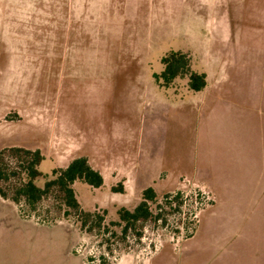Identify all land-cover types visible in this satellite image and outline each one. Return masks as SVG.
<instances>
[{"label": "rangeland", "instance_id": "1", "mask_svg": "<svg viewBox=\"0 0 264 264\" xmlns=\"http://www.w3.org/2000/svg\"><path fill=\"white\" fill-rule=\"evenodd\" d=\"M223 4L0 0V158L8 175L0 264H264V197L254 190L261 181L251 191L232 178L231 197L219 204L192 179L203 167L202 91L186 77L167 87L155 78L170 52L205 73ZM17 149L40 151L39 187L78 157L103 185L75 181L76 210L55 188L32 210L15 204L10 197L24 181ZM219 170L216 162L205 174L217 182ZM147 188L152 217L124 232L118 210L132 211Z\"/></svg>", "mask_w": 264, "mask_h": 264}, {"label": "crops", "instance_id": "2", "mask_svg": "<svg viewBox=\"0 0 264 264\" xmlns=\"http://www.w3.org/2000/svg\"><path fill=\"white\" fill-rule=\"evenodd\" d=\"M229 1L224 0L225 12L218 9L217 45H210L206 58L205 87L201 90V122L205 126H200L202 144L198 153L203 167L192 175L219 204L221 199L231 197L232 183L228 182L232 178L241 181L240 189L249 190L260 180L254 190L256 197H264V0ZM115 157L111 153L114 161L108 166L110 171L115 169ZM209 162L210 166L219 164L217 182L205 174L210 169ZM221 163L232 166L235 176L225 171ZM123 168L121 179L127 174Z\"/></svg>", "mask_w": 264, "mask_h": 264}, {"label": "trees", "instance_id": "3", "mask_svg": "<svg viewBox=\"0 0 264 264\" xmlns=\"http://www.w3.org/2000/svg\"><path fill=\"white\" fill-rule=\"evenodd\" d=\"M161 63L163 71L155 76V78L162 80V86L167 87L176 78L186 77L190 90L199 92L205 87V75L191 70L188 55L181 52H170L161 59ZM14 152L23 154L24 164L21 166V171L24 175V181L15 188L10 200L15 204L22 200L31 210L52 188H55L62 195L63 205L67 209L76 210L78 202L72 188L75 181H80L94 189H98L103 185L101 175L90 167L86 158L79 157L73 159L63 169H54L52 171V178L47 180L43 187H39L36 185V181L42 174L38 171V166L43 160L40 151H21L17 149ZM7 179V170L0 158V198L3 200H7L8 197L2 190L1 183ZM154 198L155 194L153 190L147 188L143 191L142 201L132 211H127L124 208L118 210L117 215L119 220L124 224L122 229L124 232L133 228L136 223L145 222L152 217L148 202H152Z\"/></svg>", "mask_w": 264, "mask_h": 264}]
</instances>
